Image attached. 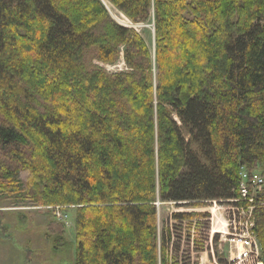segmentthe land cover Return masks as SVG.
Segmentation results:
<instances>
[{
	"label": "trees",
	"instance_id": "obj_1",
	"mask_svg": "<svg viewBox=\"0 0 264 264\" xmlns=\"http://www.w3.org/2000/svg\"><path fill=\"white\" fill-rule=\"evenodd\" d=\"M103 1L154 54L101 0H0V218L74 208V264H168L156 202L233 199L242 168L251 194L264 165V0Z\"/></svg>",
	"mask_w": 264,
	"mask_h": 264
},
{
	"label": "rangeland",
	"instance_id": "obj_2",
	"mask_svg": "<svg viewBox=\"0 0 264 264\" xmlns=\"http://www.w3.org/2000/svg\"><path fill=\"white\" fill-rule=\"evenodd\" d=\"M102 1V0H101ZM104 5V4H103ZM105 8L110 4L105 2ZM107 10V8H106ZM117 11V10H116ZM115 11V12H116ZM109 13V11L107 10ZM118 12V11H117ZM116 12V13H117ZM119 17H110L124 28L137 31L150 51L154 54L155 39L153 24H132L123 14ZM109 71L125 69L122 53L119 60L112 65L100 64ZM264 172V165L262 170ZM158 236H165L168 241V264H195L196 262L212 264L209 254L208 231L219 228L224 223L226 212L217 210L211 201L205 204L188 205L156 202ZM0 223L4 227L0 232V264H74L75 263V209L74 208H16L8 209ZM217 210V211H213ZM175 214H197L188 219L175 218ZM54 220L63 221L65 226L66 246L52 249L50 241L45 238V227ZM220 230V229H219ZM222 230V229H221ZM206 234V235H205ZM220 234H214L212 246L217 250ZM169 240V239H168ZM216 244V246H215ZM225 251L229 249L228 243L222 242ZM208 255L209 258H206ZM226 255H216L217 264H227Z\"/></svg>",
	"mask_w": 264,
	"mask_h": 264
},
{
	"label": "built area",
	"instance_id": "obj_3",
	"mask_svg": "<svg viewBox=\"0 0 264 264\" xmlns=\"http://www.w3.org/2000/svg\"><path fill=\"white\" fill-rule=\"evenodd\" d=\"M239 175L238 196L227 200V204L219 206V203L213 202L215 209L223 210L227 216L219 228L211 229L207 235L205 234L208 236L209 254L213 259L212 264H217L216 255H226L223 260H227V264H263L259 243L252 230L255 227V223L251 219V213L254 208L255 196L263 189L264 178L260 173L253 175L250 194L246 171L242 169ZM214 234H220L218 239V244H220L217 250H214L212 246L213 240L216 243ZM222 242L228 243L229 249L227 251L223 249Z\"/></svg>",
	"mask_w": 264,
	"mask_h": 264
},
{
	"label": "bare ground",
	"instance_id": "obj_4",
	"mask_svg": "<svg viewBox=\"0 0 264 264\" xmlns=\"http://www.w3.org/2000/svg\"><path fill=\"white\" fill-rule=\"evenodd\" d=\"M102 2H103V4L105 5V2H104L103 0H102ZM106 8H107V10L109 11L110 15H111L114 19H115L116 16L119 17L118 14H117L118 12H117L116 10L112 9L111 7L109 8L108 6H106ZM115 11H116L117 13H116ZM115 15H116V16H115ZM242 169H244V168H242ZM242 169H241V170H242ZM240 172H241V171H240ZM226 201H227V200L211 201V204L213 205V202H216V203H219V204H218V206H219V205L227 204ZM263 205H264V203H263ZM213 207H214V205H213ZM214 208H215V207H214ZM213 211H217V210H213ZM251 219H252V221L254 222V218H253V216H252V213H251ZM253 229H254V228H253ZM253 229H252V230H253Z\"/></svg>",
	"mask_w": 264,
	"mask_h": 264
},
{
	"label": "crops",
	"instance_id": "obj_5",
	"mask_svg": "<svg viewBox=\"0 0 264 264\" xmlns=\"http://www.w3.org/2000/svg\"><path fill=\"white\" fill-rule=\"evenodd\" d=\"M6 210H8V209H6ZM11 210V209H10ZM7 212V211H6ZM75 215V214H74ZM60 222H63V221H60ZM75 222V221H74ZM45 229V228H44ZM74 229H75V226H74ZM206 258H209L208 257V255H206ZM196 264H204L203 262H202V259H201V263H198V262H196Z\"/></svg>",
	"mask_w": 264,
	"mask_h": 264
},
{
	"label": "water",
	"instance_id": "obj_6",
	"mask_svg": "<svg viewBox=\"0 0 264 264\" xmlns=\"http://www.w3.org/2000/svg\"><path fill=\"white\" fill-rule=\"evenodd\" d=\"M153 35H154V29H153Z\"/></svg>",
	"mask_w": 264,
	"mask_h": 264
}]
</instances>
